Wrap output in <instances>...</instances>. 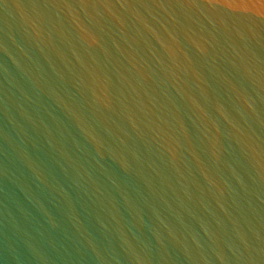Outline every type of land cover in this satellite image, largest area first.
Wrapping results in <instances>:
<instances>
[{"label":"water","instance_id":"water-1","mask_svg":"<svg viewBox=\"0 0 264 264\" xmlns=\"http://www.w3.org/2000/svg\"><path fill=\"white\" fill-rule=\"evenodd\" d=\"M0 264H264V0H0Z\"/></svg>","mask_w":264,"mask_h":264}]
</instances>
